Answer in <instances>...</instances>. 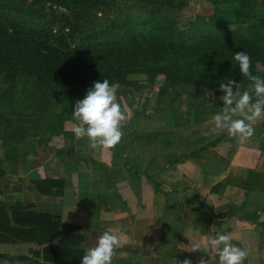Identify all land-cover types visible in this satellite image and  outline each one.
Returning <instances> with one entry per match:
<instances>
[{
  "label": "trees",
  "instance_id": "16d2710c",
  "mask_svg": "<svg viewBox=\"0 0 264 264\" xmlns=\"http://www.w3.org/2000/svg\"><path fill=\"white\" fill-rule=\"evenodd\" d=\"M262 1L261 11L253 0H239L229 16L196 12L180 25L174 11L187 0H0V177L5 162L28 153V138L38 153L36 146L71 137L74 105L95 81L119 82L120 92L153 88L161 78L148 113L159 119L194 108L220 112L221 82L234 80V92L252 85L233 59L237 51L250 55L254 75L264 71ZM135 75L144 78L131 81ZM205 92L213 95L209 104ZM33 183L41 194H61L65 182ZM65 228L51 213L0 205V242L58 239L34 251L47 264H81L83 252L71 247Z\"/></svg>",
  "mask_w": 264,
  "mask_h": 264
},
{
  "label": "crops",
  "instance_id": "0c3cea01",
  "mask_svg": "<svg viewBox=\"0 0 264 264\" xmlns=\"http://www.w3.org/2000/svg\"><path fill=\"white\" fill-rule=\"evenodd\" d=\"M251 87L238 84L235 92ZM143 90L117 92L128 119L113 149L90 148L71 131L77 122H68V139L36 146L38 153L34 139L24 157L5 162L0 205L56 215L83 255L104 231L121 235L112 264H219L215 252L191 251L217 233L248 250L244 264H264V120L241 143L213 131L219 112L149 116L156 98L149 108ZM44 178L62 179L63 192L39 193L33 181ZM57 243L1 241L0 264H47L34 251Z\"/></svg>",
  "mask_w": 264,
  "mask_h": 264
},
{
  "label": "clouds",
  "instance_id": "9594fccd",
  "mask_svg": "<svg viewBox=\"0 0 264 264\" xmlns=\"http://www.w3.org/2000/svg\"><path fill=\"white\" fill-rule=\"evenodd\" d=\"M242 77L252 82L255 100L248 91L242 94L234 92L236 82L228 79L219 84L223 102L221 111L213 117V131L226 130L230 138L244 143L255 133L254 124L264 119V77L254 75L251 71V57L245 51H237L233 57ZM119 82L111 83L108 79L95 81L83 99L76 101L73 109L71 131L77 140L87 138L89 147L104 150L113 149L122 139V128L127 123L126 108L117 102ZM232 236L217 233L194 244L191 251L201 250L208 255L212 252L218 256L219 264H244L248 250L234 245ZM122 245V236L113 231H104L93 247L85 249L81 264H112L115 250ZM83 247V245H81ZM175 264H191L189 259ZM200 264H205L204 260Z\"/></svg>",
  "mask_w": 264,
  "mask_h": 264
},
{
  "label": "rangeland",
  "instance_id": "374dc122",
  "mask_svg": "<svg viewBox=\"0 0 264 264\" xmlns=\"http://www.w3.org/2000/svg\"><path fill=\"white\" fill-rule=\"evenodd\" d=\"M188 4L182 9V10H176V12L174 11V13L177 16V21L180 25H184L185 21L192 18L196 12H200V13H222L224 16H229L230 13L233 12L234 7L236 6V4L239 2V0H187ZM254 5L257 6L258 10L261 11L259 5L260 3L262 4V0H253V3H255ZM252 4V3H251ZM259 4V5H258ZM253 6V5H252ZM255 12H257V9H255ZM264 69V67H259V69ZM264 71H262V73L259 74V76L264 77ZM131 81H136L137 79H142L144 78L143 75H135V76H130L129 77ZM157 82L152 85L155 87H147L146 89L144 88L143 92L145 94V92H147L146 94L149 95L150 99L148 102V107L150 108L151 106V102H153V100H155L156 98V93H157V85L161 82V78L156 79ZM252 88V87H251ZM127 89V88H126ZM126 92V91H125ZM250 94L254 95V91H248ZM206 94V102L207 103H211L213 101V95L210 92H205ZM223 94H221L220 96H222ZM144 96V95H143ZM185 97V93H183L181 98ZM183 107L185 108V101L182 102ZM61 106V105H60ZM262 121L264 119H261ZM259 120V121H261ZM257 121V122H259ZM49 131L48 129H46L44 127V133H47V131ZM0 134H1V128H0ZM34 139H27L24 143H23V147L24 149H29V147L31 146V142ZM1 149H3L2 147V143L0 140V151ZM4 151V149H3Z\"/></svg>",
  "mask_w": 264,
  "mask_h": 264
}]
</instances>
